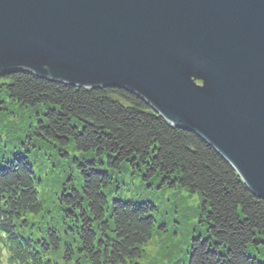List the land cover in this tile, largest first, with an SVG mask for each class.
I'll return each mask as SVG.
<instances>
[{"label":"trees","instance_id":"obj_1","mask_svg":"<svg viewBox=\"0 0 264 264\" xmlns=\"http://www.w3.org/2000/svg\"><path fill=\"white\" fill-rule=\"evenodd\" d=\"M127 164L150 189L155 179L199 196L200 234L186 264H264V201L202 138L126 89L78 88L27 71L0 78V264H136L157 209L109 206L110 172ZM47 171L57 178L44 198Z\"/></svg>","mask_w":264,"mask_h":264},{"label":"water","instance_id":"obj_2","mask_svg":"<svg viewBox=\"0 0 264 264\" xmlns=\"http://www.w3.org/2000/svg\"><path fill=\"white\" fill-rule=\"evenodd\" d=\"M14 71L136 94L264 201V0H0Z\"/></svg>","mask_w":264,"mask_h":264},{"label":"rangeland","instance_id":"obj_3","mask_svg":"<svg viewBox=\"0 0 264 264\" xmlns=\"http://www.w3.org/2000/svg\"><path fill=\"white\" fill-rule=\"evenodd\" d=\"M85 158L96 159L89 156ZM104 162H106L105 159ZM57 164L59 166V163ZM97 169L104 170L105 167L98 164ZM132 172L129 165L126 170H122L121 174L110 172L115 189L106 191V195L109 206L113 200H122L134 203L151 202L157 209L152 212L157 220L153 237L142 248V255L136 264H186L190 239L200 234L197 227L198 215L202 209L199 196L189 194L184 189L161 187L159 180L155 179L151 180L152 189H150L146 186L145 174L141 176V173L137 172L134 175ZM46 175L44 198H48L49 190L54 188L57 178V175L49 171ZM201 234H203L202 231Z\"/></svg>","mask_w":264,"mask_h":264}]
</instances>
